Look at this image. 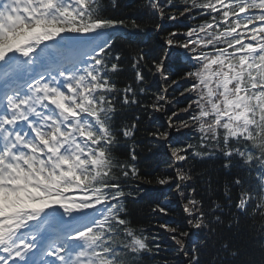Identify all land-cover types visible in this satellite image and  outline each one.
I'll return each mask as SVG.
<instances>
[{"label": "snow or ice", "instance_id": "obj_1", "mask_svg": "<svg viewBox=\"0 0 264 264\" xmlns=\"http://www.w3.org/2000/svg\"><path fill=\"white\" fill-rule=\"evenodd\" d=\"M146 199L149 228L131 207ZM162 253L264 264V0H0V264Z\"/></svg>", "mask_w": 264, "mask_h": 264}, {"label": "trees", "instance_id": "obj_2", "mask_svg": "<svg viewBox=\"0 0 264 264\" xmlns=\"http://www.w3.org/2000/svg\"><path fill=\"white\" fill-rule=\"evenodd\" d=\"M111 14H116V12H111ZM148 27L150 28L151 24H148ZM117 45H118L119 50L122 52V56H124L121 61L122 67L124 70L117 75L120 79H123V81L125 82V85L128 82L133 83L134 73L131 69L132 53L129 51V46L127 44L121 42V43H118ZM141 47H144V46L141 45ZM175 78L176 77H173V79ZM147 79H149V76L147 77ZM175 107L182 108V107H185V105H182V102H180L179 104H175ZM140 117L142 118V123L145 122L144 125H147L149 123L148 114L141 112ZM221 163L222 162H218V161L217 162L207 161L203 163L197 162L196 164L197 170L204 169L207 171L208 176H210L213 181L212 187L217 190V193L222 191L223 183L227 179L226 171L221 168ZM161 167L163 168L164 165L161 164ZM143 205L144 206L136 205L133 208L135 210V219L138 220L143 227L148 228L150 227V224L155 223V220L153 219V214L151 213V210H150L151 205H149V207H146L145 204ZM173 216L177 220L182 219V214L180 212L179 206L175 207ZM241 227H245V222L243 220L241 221ZM151 230L155 231L154 228ZM162 257H166L169 260L170 264H174L176 260L178 259V257L174 256L172 253H162Z\"/></svg>", "mask_w": 264, "mask_h": 264}]
</instances>
